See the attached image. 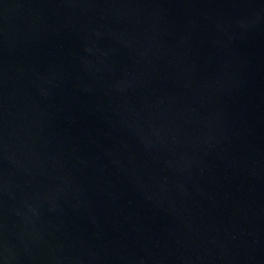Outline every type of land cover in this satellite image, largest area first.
<instances>
[{"label": "water", "instance_id": "obj_1", "mask_svg": "<svg viewBox=\"0 0 264 264\" xmlns=\"http://www.w3.org/2000/svg\"><path fill=\"white\" fill-rule=\"evenodd\" d=\"M0 264H264V0H0Z\"/></svg>", "mask_w": 264, "mask_h": 264}]
</instances>
